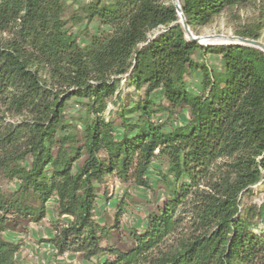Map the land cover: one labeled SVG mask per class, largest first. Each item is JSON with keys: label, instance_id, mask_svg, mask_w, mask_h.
Returning <instances> with one entry per match:
<instances>
[{"label": "trees", "instance_id": "1", "mask_svg": "<svg viewBox=\"0 0 264 264\" xmlns=\"http://www.w3.org/2000/svg\"><path fill=\"white\" fill-rule=\"evenodd\" d=\"M76 1L67 15L66 0H0V264H22L4 233L49 212L45 242L93 264H264V204L242 208L264 184V51L188 39L167 0ZM179 1L197 33L253 0ZM260 2L236 36L261 37ZM84 22H99L86 42L73 30ZM123 76L137 99L122 97ZM73 98L83 99L77 117ZM156 162L165 168L153 182ZM110 178L164 190L127 246L117 236L124 205L112 221L96 211Z\"/></svg>", "mask_w": 264, "mask_h": 264}, {"label": "rangeland", "instance_id": "2", "mask_svg": "<svg viewBox=\"0 0 264 264\" xmlns=\"http://www.w3.org/2000/svg\"><path fill=\"white\" fill-rule=\"evenodd\" d=\"M67 1V15L73 13L78 9V2L76 0ZM84 1V0H82ZM112 1V0H105ZM172 3V0H167ZM178 2H180L178 0ZM262 3L260 0H253L246 6L237 8H231L222 11L220 14L214 16L212 22L204 28L198 29L197 33H193L196 36H223L221 39L210 40L201 45L203 46H220L228 44H236L229 42L230 40L224 37L236 36L235 31L241 30L244 26L252 23L261 11ZM99 22H93L91 24L84 22L74 25L73 30L81 35L83 42H86L85 37L88 34H92L96 31ZM187 36V35H186ZM227 39V40H226ZM264 43V28L262 35L258 39ZM200 44V43H199ZM208 62L214 68H220L219 56L209 55ZM127 76L121 78L120 88L123 90L122 97L126 99L127 94L132 98L137 99V94L133 92L132 87L127 88ZM188 81L193 84L192 78ZM194 81V80H193ZM195 82V81H194ZM195 84V83H194ZM160 94H157L155 99H160ZM81 102L82 98H73L69 102L68 114L70 116L77 117L82 111ZM121 104V102H119ZM118 110V105L109 103V107L106 111L108 117L112 116ZM166 115L162 116L165 118ZM116 117V116H115ZM184 119V118H182ZM177 121V120H176ZM179 121V120H178ZM157 168H165L159 162L154 164V167L150 171V176L155 182L157 179ZM4 190L12 191L16 189L17 184L8 180L2 181ZM101 194L107 191V198L102 197L99 199L96 211L100 220H111L116 212V206L122 203L125 207V214L121 221V228L117 232V236L124 235L119 245H130L131 241L128 238V231L131 229L143 230L145 228L146 216L150 211L156 210L162 205L164 201V190L161 184L154 185V189H147L134 183H122L118 179L110 178L105 186L101 187ZM251 195H243L242 208H246L253 203L261 206L264 204V184L259 183L252 188ZM102 196V195H101ZM56 220V216L49 212L46 219L40 224H27L26 227L20 224L15 230H7L4 233V237L8 240L21 244L20 251L17 254L18 260L22 264H93L94 261H85L78 254L67 253L63 256L57 254L56 250L52 246H48L45 242L50 236L54 234L52 222ZM256 226L259 227L258 232L264 234V222L259 218L255 219ZM37 258L43 260L38 261Z\"/></svg>", "mask_w": 264, "mask_h": 264}, {"label": "water", "instance_id": "3", "mask_svg": "<svg viewBox=\"0 0 264 264\" xmlns=\"http://www.w3.org/2000/svg\"><path fill=\"white\" fill-rule=\"evenodd\" d=\"M172 4L175 7V10L177 12L178 18H179V23L182 25V27L184 28V31L187 35V38L190 40H193L197 43L203 44L205 42H209L210 40H215V39H221V37L223 36H196L192 33V31L190 30V27L185 19V16L182 12L180 3L178 2V0H172ZM229 39V42H234L236 44H242V45H248V46H252V47H256L261 49L262 51H264V43L259 41V40H254V39H249V38H244V37H238V36H231V37H224ZM226 39V40H227Z\"/></svg>", "mask_w": 264, "mask_h": 264}, {"label": "crops", "instance_id": "4", "mask_svg": "<svg viewBox=\"0 0 264 264\" xmlns=\"http://www.w3.org/2000/svg\"><path fill=\"white\" fill-rule=\"evenodd\" d=\"M47 245H48L49 247L51 246L50 244H47ZM37 259H38L37 262H38V261H43V260H41V259H39V258H37Z\"/></svg>", "mask_w": 264, "mask_h": 264}]
</instances>
